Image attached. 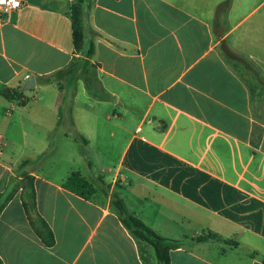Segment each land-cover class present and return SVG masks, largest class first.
<instances>
[{"label":"crops","instance_id":"crops-1","mask_svg":"<svg viewBox=\"0 0 264 264\" xmlns=\"http://www.w3.org/2000/svg\"><path fill=\"white\" fill-rule=\"evenodd\" d=\"M75 1L21 0L0 17V88L34 80L24 105L0 96V194L28 160L36 206L27 213L17 193L0 213L2 264H157L121 223L113 193L182 241L170 264H264V0H230L225 17V0H85L104 101L80 69L67 84L41 81L79 58ZM72 172L91 198L63 188ZM28 217L46 223L51 247ZM209 232L221 240L194 241Z\"/></svg>","mask_w":264,"mask_h":264},{"label":"trees","instance_id":"trees-1","mask_svg":"<svg viewBox=\"0 0 264 264\" xmlns=\"http://www.w3.org/2000/svg\"><path fill=\"white\" fill-rule=\"evenodd\" d=\"M84 2L85 0H76L70 9L73 46L75 53L79 55V58L75 59L71 63L70 67L60 70L52 76L41 79V81L45 84H59L60 82L67 84V75L74 72V74L77 76V72L80 69L79 75L81 78H83L88 93L91 94L95 99L104 101L108 98V96L97 80L96 65L90 62V58L94 51L93 44L90 43L88 48H85V33L83 24ZM229 5L230 0H225L221 5L218 6L217 15L220 14L225 17L228 12ZM0 96L5 98L7 101L17 99L21 105L26 103V99L23 96L21 88H0ZM71 98L72 96L65 92L64 102H71ZM31 163L32 162L28 160L21 162L15 171V177L11 178L10 180L11 185L9 186V189L7 192L0 194V213L9 203V201L17 194V191L20 187L17 184L13 185L14 180H19L21 182L24 180L26 181V189L28 190L30 199L28 200V203H23L25 211L28 213L29 209H36L33 191V177H31L25 170V168L31 165ZM63 188L85 199L91 198L95 194V190L92 188L89 182L78 172H72L70 174V176L64 182ZM111 205L117 211L123 226L127 228L136 239L152 247L156 263L170 264L171 250L180 247L182 245V241L165 238L158 235L134 214L130 213L123 200L116 193L112 194ZM28 219L31 227L43 240L45 246L51 247L54 243V239L46 223L40 217H37L36 219H31L28 217ZM208 239L221 240L217 234L209 232L205 236H198L194 238V241L204 242ZM228 242L234 243V245L237 246V243L235 242ZM0 264H2L1 260Z\"/></svg>","mask_w":264,"mask_h":264},{"label":"rangeland","instance_id":"rangeland-1","mask_svg":"<svg viewBox=\"0 0 264 264\" xmlns=\"http://www.w3.org/2000/svg\"><path fill=\"white\" fill-rule=\"evenodd\" d=\"M233 58L236 59V60L239 59L243 63L244 70H249L250 73L253 72L254 66L252 64H250L245 58H243L242 56H239V55H235V54H233ZM257 79H260V78L257 77ZM259 89H261V88L259 87ZM16 184L21 187V188L19 187L17 193L23 194L24 197H26V199L29 200L30 198H29V195H28V190L26 189V181L24 180V181L21 182L19 180H14L13 181V185H16Z\"/></svg>","mask_w":264,"mask_h":264},{"label":"built area","instance_id":"built-area-1","mask_svg":"<svg viewBox=\"0 0 264 264\" xmlns=\"http://www.w3.org/2000/svg\"><path fill=\"white\" fill-rule=\"evenodd\" d=\"M21 4V0H0V17L16 13Z\"/></svg>","mask_w":264,"mask_h":264},{"label":"water","instance_id":"water-1","mask_svg":"<svg viewBox=\"0 0 264 264\" xmlns=\"http://www.w3.org/2000/svg\"><path fill=\"white\" fill-rule=\"evenodd\" d=\"M33 87H34V80H33V78H29V79L25 82V84L23 85L22 90H23V91H28V90L33 89Z\"/></svg>","mask_w":264,"mask_h":264}]
</instances>
